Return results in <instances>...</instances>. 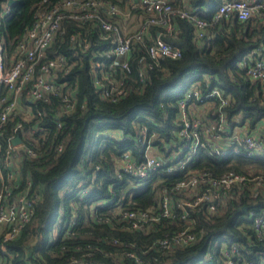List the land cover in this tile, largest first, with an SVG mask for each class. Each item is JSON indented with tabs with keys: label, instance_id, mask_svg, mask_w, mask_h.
<instances>
[{
	"label": "trees",
	"instance_id": "16d2710c",
	"mask_svg": "<svg viewBox=\"0 0 264 264\" xmlns=\"http://www.w3.org/2000/svg\"><path fill=\"white\" fill-rule=\"evenodd\" d=\"M39 1L16 0L11 14L2 21L9 53L33 21L34 6ZM124 1L119 7H123ZM223 1L186 0L185 3L198 8V17L208 23L206 34L200 39L194 38V26L186 19L172 18L174 33L154 25V36L159 34L166 42L177 45L181 56L161 59L140 85L134 72L128 73L129 81L136 86L133 90L126 86V93L115 101L102 98L91 82L87 65L90 52L84 58L77 54L68 37L78 28L72 21L64 20L48 53L83 59L84 63L73 67L65 79H58L77 85L78 103L83 108L62 119L66 126L65 141L59 153H52L54 142H48L51 145L45 146L43 157H22V178L31 181L40 194L39 202L21 234L4 242V252L0 233V264H226L221 248L232 243L239 244L240 254L241 247H249L242 259L256 261L261 257L264 244L254 241L251 216L264 214V191L253 196L252 184L249 188L246 185L231 188L225 206L216 214L189 211L182 218L186 213L182 211L172 219L162 218L155 225L149 223L142 231L121 230L113 212L116 202L128 209L154 208V179L161 191L167 183L185 178L184 173L167 176L163 172L150 182L126 174L117 176L114 160L124 152L137 160L143 159L145 146L136 139L141 126H146L149 133L156 132V145L162 152L170 139L169 128L173 126L177 101L193 85L203 91L217 87L228 95L229 105L221 108L226 120L230 124L247 122V130L251 132L262 125L258 134L264 142V84L251 80L239 66L249 54L264 56V17L240 22L231 16L211 24V17ZM178 4L182 3H175ZM126 24L130 26V21L126 20ZM89 36L90 49L103 44L95 28ZM55 107V101L33 105L34 111L37 108L43 111L41 125L48 127L51 134L55 133ZM110 131H118L127 138L108 139L103 134ZM152 142L154 150V138ZM189 169L212 171L215 176L235 171L254 177L264 175V159L245 158L242 154L213 158L200 151ZM98 202L108 203L99 207ZM107 215L112 223L101 222ZM186 229L195 235L194 243L183 247L170 243V249L157 244L161 238H171Z\"/></svg>",
	"mask_w": 264,
	"mask_h": 264
},
{
	"label": "built area",
	"instance_id": "2783aa9c",
	"mask_svg": "<svg viewBox=\"0 0 264 264\" xmlns=\"http://www.w3.org/2000/svg\"><path fill=\"white\" fill-rule=\"evenodd\" d=\"M179 1L182 4L175 5ZM120 2L122 0H40L34 6L33 21L9 53L1 23L11 14L12 5L9 0H0V233L3 252L4 242L21 234L39 202L40 194L33 189L31 181L22 178V157H43L45 146L51 145L48 142H54L51 152L59 153L65 141L66 126L62 119L83 108V104L78 103L77 85L58 79H65L73 67L84 63L81 57L90 52L87 65L91 82L102 98L115 101L126 93V86H130V90L136 86L129 81L128 73L134 72L135 81L140 85L159 66L161 59L181 56L177 45L166 42L159 34L154 36V25L174 33L172 18L178 17L193 24L194 38L200 39L206 34L208 23L198 17V8L185 3L186 0H125L123 7H119ZM231 16L240 22L263 18L264 0H225L218 5L211 24ZM64 20L72 21L78 28L70 32L68 39L80 58L49 56L48 50L57 40ZM126 20L130 21V26ZM94 28L103 44L90 49L89 33ZM239 66L251 80L264 84V56L257 58L249 54ZM50 101L56 102L53 134L41 125L43 111L33 110L34 104ZM229 102V96L217 87L203 91L199 86H191L177 101L173 126L169 128L170 139L162 152L156 145V132L149 133L146 126L139 128L136 139L145 146L143 159L137 160L129 152L122 153L114 160L117 176L126 174L150 182L153 176L163 172L167 176L184 173L185 178L167 183L161 191L156 188L154 179V208L128 209L116 202L113 212L121 230L142 231L149 223L155 225L162 218L172 219L182 211H186L182 218L188 216L189 211L216 214L225 206L228 191L235 186L249 188L252 184L255 197L264 191V175L261 174L250 177L229 171L215 176L212 171L189 169L190 162L200 151L213 158L242 154L245 158L264 159V142L258 134L262 125L251 132L247 130V122L230 124L221 109ZM103 135L108 139L127 138L118 131ZM17 137L20 141L14 143ZM107 203L96 205L105 207ZM101 222L112 223L108 215ZM251 228L254 241L264 244V214L251 216ZM195 240V235L186 229L171 238H161L157 244L170 249L171 244L183 247ZM239 247L237 243L222 245L221 255L226 264H233L232 260L239 264H264V251L256 261L245 260L242 256L249 252V247H241L242 254L237 251ZM136 261L139 260L136 258Z\"/></svg>",
	"mask_w": 264,
	"mask_h": 264
},
{
	"label": "water",
	"instance_id": "95a60500",
	"mask_svg": "<svg viewBox=\"0 0 264 264\" xmlns=\"http://www.w3.org/2000/svg\"><path fill=\"white\" fill-rule=\"evenodd\" d=\"M14 3H16V0H9V4H14ZM20 141V138L19 137H17V138H15L14 140H13V142L14 143H18Z\"/></svg>",
	"mask_w": 264,
	"mask_h": 264
},
{
	"label": "rangeland",
	"instance_id": "374dc122",
	"mask_svg": "<svg viewBox=\"0 0 264 264\" xmlns=\"http://www.w3.org/2000/svg\"><path fill=\"white\" fill-rule=\"evenodd\" d=\"M149 153H151V150H149Z\"/></svg>",
	"mask_w": 264,
	"mask_h": 264
}]
</instances>
